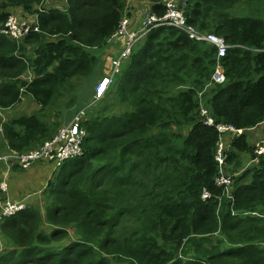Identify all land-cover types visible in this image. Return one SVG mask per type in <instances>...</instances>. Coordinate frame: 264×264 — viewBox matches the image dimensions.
Listing matches in <instances>:
<instances>
[{
    "label": "trees",
    "instance_id": "obj_1",
    "mask_svg": "<svg viewBox=\"0 0 264 264\" xmlns=\"http://www.w3.org/2000/svg\"><path fill=\"white\" fill-rule=\"evenodd\" d=\"M163 1L136 8L162 15ZM184 1L189 24L231 47L226 82L206 89L215 47L170 27L151 32L82 122L83 155L32 165L54 177L43 207L1 221L0 264H264V157L238 171L254 157L248 133L264 124V0ZM125 9V0H0V28L17 12L39 28L20 41L0 33V110L14 111L5 122L0 112V153L42 146L83 109L66 122L73 82L100 68L92 51L115 38ZM25 97L38 109L15 114ZM203 104L216 125L244 130L224 137L239 173L230 194L215 184L220 134ZM18 171L28 174L15 165L11 177Z\"/></svg>",
    "mask_w": 264,
    "mask_h": 264
},
{
    "label": "built area",
    "instance_id": "obj_2",
    "mask_svg": "<svg viewBox=\"0 0 264 264\" xmlns=\"http://www.w3.org/2000/svg\"><path fill=\"white\" fill-rule=\"evenodd\" d=\"M162 6L164 7V13L162 15L150 12L144 13L140 16L136 26H133L135 22L130 21L127 16L122 19L120 28L115 35V39H118L122 44L121 56L113 60L110 76L103 79L96 86L94 94L95 101L92 104L79 110L70 123L61 128L53 139L45 142L42 146L26 153L8 151L0 155V177H2L0 190L3 193L7 194L9 191L8 178L12 176L15 165L25 170H29L37 162L56 163L57 166H60L65 161L83 155L82 146L85 133L82 129V122L86 120L90 109L95 103L104 96L108 87L113 83L114 77L120 73L125 62L130 59L136 45L144 41L151 32L158 28L170 27L177 29L185 33L193 41L206 43L209 46L215 47L217 50V63L211 81L206 89L210 86L222 85L226 82L225 70L221 59L226 57L231 47L223 38L217 37L212 33H202L196 27L189 24L184 0H165L162 2ZM26 17H22L19 12L10 15L4 27L0 28V33L15 41H20L33 32L38 33L37 16L35 18L29 17L26 13ZM29 18L34 19V22ZM199 98L202 101V94ZM202 115L205 117V125L216 127L220 134L215 156V160L218 163L219 175L215 180V184L218 188L224 189L230 194V188L233 185L235 176L227 166L229 147L225 143L224 137L230 135L231 139H234L243 135L244 130L236 129L232 126L216 125L214 119L203 111V106ZM5 121L4 119L3 122ZM0 133H2V128H0ZM262 157H264V137L255 145L254 157L250 161L251 167L257 166ZM211 198V194L207 191L202 195L203 201ZM27 208L28 205L24 202H14L7 199L3 202L2 208L0 209V223L4 218L13 217Z\"/></svg>",
    "mask_w": 264,
    "mask_h": 264
},
{
    "label": "rangeland",
    "instance_id": "obj_3",
    "mask_svg": "<svg viewBox=\"0 0 264 264\" xmlns=\"http://www.w3.org/2000/svg\"><path fill=\"white\" fill-rule=\"evenodd\" d=\"M61 8H63V7H61ZM239 8L242 9V6H239ZM233 14H234V16H237L238 17V15H240V10L237 9V11L235 13H233ZM31 17L35 18V15L34 16H31ZM118 41H119L118 39H114L113 41H111V42H114V43H112V45L115 46V47H118L117 43L120 42V41L119 42ZM139 45H140V43L138 45H136L135 49ZM106 50H107V47H105L101 51L99 50L100 52L99 51H96V50H93L92 53L93 54H96V56L100 59L104 55V53H105ZM121 53H122V46L119 47V54L114 59H118L121 56ZM94 74L95 75H93L88 80L85 79V80L82 81V79H80V80H75L73 82V84L76 87H78V86L79 87L77 88L78 90H76V92H75L76 95H77V97L75 98V105H74V107H72L71 110H66V112L64 113V116L66 117L65 118L66 122H68V121H70L72 119V117L74 115V112H75V110L77 108H79V107H83L84 108V107L92 104L95 101L94 89L96 88V86L94 88V82H95V77L98 75V69H97L96 72H94ZM71 98L72 97L69 95L63 101L64 102H69V99H71ZM35 109H38V106H35L34 102L30 101V99H28L27 97H25L24 98V101H22V104L19 106V109H17V107L15 108V114L17 113L19 115V113H21L23 111H26V110L33 111ZM1 111L2 110H0V112ZM203 111H205L208 115H210V111L207 109V106L205 104H203ZM12 115H14V111L13 110H6V111H3L2 112L1 118L4 120V118L7 119L8 117H11ZM256 133L257 134H263L264 135V126H263V128H260ZM248 136H249V143L250 144H253L254 140H253L252 135L251 134H248ZM256 144H257V142L255 141L254 144H253V146L256 145ZM6 152L7 151H5V153ZM5 153H0V155L5 154ZM252 159H253V157H244V160H243L244 165H243V167L241 169L238 170V171H240L241 174H243L246 170L254 167V166L251 167V165H250V161ZM46 167H48V166L46 165V163H44V164H38L35 167H32L30 170H28V174H27L28 180H27V183L31 186V188L29 189V191H31V189L34 191L36 185L38 184L39 180L42 177L40 174L43 173V171H45ZM51 168H52L51 169V172L49 173V175L47 177V179H49L48 180V183L54 177V174H52V173H53V171L55 169L53 167H51ZM18 172H20V171H18ZM230 172L235 176V178H237V176H239V173L237 171H235L233 169V167L230 168ZM20 173H22V172H20ZM38 185L40 187V190L36 194V197L34 198L37 201L40 199V197L42 198V196H41V189H42L41 182H39ZM46 188H47V185H46L45 189ZM231 188H232V186H231ZM2 205H3V202H0V208H2ZM0 236H1V234H0ZM72 236L74 237V234ZM0 243H1V245H0L1 246V250H3L5 248V241H3L0 238Z\"/></svg>",
    "mask_w": 264,
    "mask_h": 264
},
{
    "label": "crops",
    "instance_id": "obj_4",
    "mask_svg": "<svg viewBox=\"0 0 264 264\" xmlns=\"http://www.w3.org/2000/svg\"><path fill=\"white\" fill-rule=\"evenodd\" d=\"M125 4H126V9H125V14L124 17L126 16L128 17V19H130V21L135 22L136 26L137 21L139 20L140 16L144 13H147L148 11H138L137 10V2L136 0H125ZM115 39V38H114ZM114 39H112L111 41H113ZM109 41L107 47V50L105 51L104 55L100 58V68L98 69V75L95 77V82H94V88L95 86H97L101 81H103V79L108 78L111 74V70H112V62L113 60H115L114 58H116V56L119 54V47L122 46L121 42L117 43L118 47H115L112 45V43ZM104 49V48H103ZM101 51V50H100ZM99 51V52H100ZM96 84V85H95ZM5 120H7L6 118H4ZM264 124H262L261 126L257 127L256 129L250 131L248 134H251L253 137L254 142H258L259 140H261L263 138V134H257L256 132L260 129L263 128ZM253 142V144H254ZM41 176H43V174H40ZM45 178V182H43L44 180H39V182H41V196L40 199L37 201L34 198L36 197V194L39 192L40 187H39V182L36 185L34 191L31 189V191H29V189L31 188V186L27 183L28 177L26 174H17L16 176L10 177L8 178V182L10 184L9 187V191H8V198L9 200H13L15 202H24L25 204H27L28 206H35V207H43V202H44V195L43 192L45 191V187H46V182H47V177L48 174H44L43 176ZM1 209V208H0Z\"/></svg>",
    "mask_w": 264,
    "mask_h": 264
},
{
    "label": "clouds",
    "instance_id": "obj_5",
    "mask_svg": "<svg viewBox=\"0 0 264 264\" xmlns=\"http://www.w3.org/2000/svg\"><path fill=\"white\" fill-rule=\"evenodd\" d=\"M218 131V130H217ZM218 164V163H217Z\"/></svg>",
    "mask_w": 264,
    "mask_h": 264
}]
</instances>
